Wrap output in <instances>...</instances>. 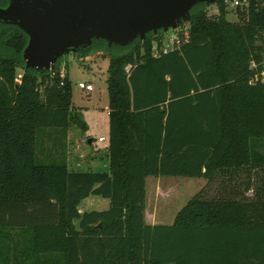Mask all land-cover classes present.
Returning a JSON list of instances; mask_svg holds the SVG:
<instances>
[{"label":"trees","instance_id":"1","mask_svg":"<svg viewBox=\"0 0 264 264\" xmlns=\"http://www.w3.org/2000/svg\"><path fill=\"white\" fill-rule=\"evenodd\" d=\"M216 5L210 14L196 4L166 53H155L163 31L70 53L109 58L108 171L40 158L45 138L88 124L64 58L54 70L28 68V35L0 24V264H264V82L251 84L264 69V0L237 8V20ZM149 176L220 187L191 198L173 223L151 224ZM92 194L109 208L81 213Z\"/></svg>","mask_w":264,"mask_h":264},{"label":"water","instance_id":"2","mask_svg":"<svg viewBox=\"0 0 264 264\" xmlns=\"http://www.w3.org/2000/svg\"><path fill=\"white\" fill-rule=\"evenodd\" d=\"M217 0H10L0 20L28 35V68L54 70L57 61L90 46L94 39L127 46L147 34L178 30L198 3Z\"/></svg>","mask_w":264,"mask_h":264},{"label":"rangeland","instance_id":"3","mask_svg":"<svg viewBox=\"0 0 264 264\" xmlns=\"http://www.w3.org/2000/svg\"><path fill=\"white\" fill-rule=\"evenodd\" d=\"M215 6L208 11L214 13ZM229 20H237L235 9H229ZM173 31L165 32L163 39L168 38ZM61 67L69 75L73 88L74 107L82 111V117L88 124L83 131L76 125L71 126L62 141L45 138L39 147V156L45 158H66L69 168L75 171H108L109 159L107 146L109 143V93L108 66L109 58L93 53L80 61L73 54L64 57ZM91 84V91L80 87L79 83ZM104 136L105 141H99ZM89 138L92 141L89 142ZM94 139V140H93ZM220 184L209 182L203 177L184 176H150L147 179L146 220H157L160 223H173L182 207L199 192L214 193ZM110 199L92 194L79 206L80 212L108 209ZM79 221H76V225Z\"/></svg>","mask_w":264,"mask_h":264},{"label":"built area","instance_id":"4","mask_svg":"<svg viewBox=\"0 0 264 264\" xmlns=\"http://www.w3.org/2000/svg\"><path fill=\"white\" fill-rule=\"evenodd\" d=\"M251 0H223V2L226 4V6L229 9H237L239 7L243 6H248ZM258 1H263V0H258ZM212 6H215L214 12H219V7L218 5L213 4ZM180 29V28H179ZM185 35H188V32H185ZM182 43V37L180 36L179 33H177L176 30H173V33L170 35L168 38V41H164V43L160 46H155V53L161 54V53H166L170 50H173L175 48L180 47ZM251 66L256 68L258 65L255 60L252 61ZM262 81L264 82V69L260 72H257L255 76L251 79V84H256L257 82ZM80 87L86 90L91 91L93 89V86L91 84H87L85 82H80L79 83ZM106 138L104 136L99 138V141H105Z\"/></svg>","mask_w":264,"mask_h":264},{"label":"flooded vegetation","instance_id":"5","mask_svg":"<svg viewBox=\"0 0 264 264\" xmlns=\"http://www.w3.org/2000/svg\"><path fill=\"white\" fill-rule=\"evenodd\" d=\"M9 4H10V0H0V8H6V7H8ZM1 23L11 24V23L5 22L3 20H0V24Z\"/></svg>","mask_w":264,"mask_h":264},{"label":"crops","instance_id":"6","mask_svg":"<svg viewBox=\"0 0 264 264\" xmlns=\"http://www.w3.org/2000/svg\"><path fill=\"white\" fill-rule=\"evenodd\" d=\"M93 140H94V139H93ZM91 141H92V138H89V142H91ZM107 153H108V146H107ZM108 159H109V158H108ZM149 177H150V176H149ZM149 177H148V178H149ZM148 178H147V179H148ZM247 194H248V195H252V190L249 191V192H247ZM87 198H88V197H87ZM85 199H86V198H85ZM85 199H84V200H85ZM84 200H83V201H84ZM83 201H82V202H83ZM147 222H148V223H151V224H159V223H160V222L157 221V220H151V221H147ZM163 224H167V223H163Z\"/></svg>","mask_w":264,"mask_h":264}]
</instances>
